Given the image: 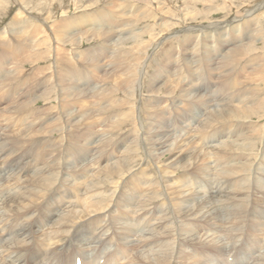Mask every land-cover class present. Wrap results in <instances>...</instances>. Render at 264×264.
Returning <instances> with one entry per match:
<instances>
[{
    "label": "bare ground",
    "instance_id": "1",
    "mask_svg": "<svg viewBox=\"0 0 264 264\" xmlns=\"http://www.w3.org/2000/svg\"><path fill=\"white\" fill-rule=\"evenodd\" d=\"M83 1L72 0L79 16L67 25V20L59 21L53 12L54 4L63 7L64 0H0L2 17L11 4L18 10L11 21L12 30L6 27L0 32V165L5 164L0 172L9 170L6 178L0 173V210L6 208L1 211L18 217L14 222L5 218L0 225V248H7L0 251V264H213L210 262L215 259L209 258L224 256L229 248L218 243L212 232L220 229L219 217L226 216L227 232L235 233L231 238L251 231L263 244L264 126L260 136H251L241 130V124L262 112L264 66L260 74L253 69L237 74L232 65L254 52L264 53V46L257 47L259 42L264 44V3L238 27L234 25L227 48L209 35L219 51L205 55L199 41L189 38L167 53L146 81L151 59L144 54L150 44L141 47L138 42L145 35L152 42L159 30L169 32L173 14L160 20L157 3L146 5L148 8L138 4L136 9L126 3L115 11L116 1L100 23L101 9H92L95 1L88 0L85 6ZM186 11L185 6L181 12L184 18ZM62 12L65 15L68 11ZM224 24L219 28L227 32ZM104 25L102 33H95ZM245 32L248 38L254 37L252 43L236 39ZM208 38L206 42L203 39L204 45L210 44ZM94 40H101L104 47L78 49ZM181 60L184 65L192 62L191 88L179 79L185 72ZM170 63L178 67L172 80ZM123 75L136 77L146 96L140 98L132 80L124 89ZM200 75L208 80L205 86L199 82ZM248 80L256 86L246 88ZM210 86H214L213 92ZM155 97H160L157 101L163 105L151 103ZM241 98L250 105L234 107ZM215 104V110L199 123ZM177 115L179 125H183L179 131L182 137L172 140L167 123ZM127 118H132L133 128H126ZM235 122V132L219 129ZM197 123L198 131L193 132ZM122 134L126 136L120 146L121 160L101 168V163L112 159L103 154L93 164L85 163L99 150L105 152L110 146L115 150ZM36 142L53 143L47 159L35 168L25 170L22 165L13 169L7 158L17 149L26 155L30 151L27 144ZM259 144L260 157L254 156L256 162L250 165ZM139 145L146 146L154 163L134 167L133 154L138 157ZM200 145L204 150L192 153ZM245 153L249 157L237 161V156ZM49 155L54 156L51 162ZM166 155V161L160 162ZM196 163L205 175L213 174L214 185H220L202 200L199 187V197L187 193L192 184L186 173H191ZM177 172H183L187 181L177 182ZM69 176L79 177L69 182L75 185L72 189L64 183ZM224 183L232 185L222 198ZM194 198L197 204L189 201ZM186 202L194 205L184 206ZM41 206L42 213L36 211ZM47 240L53 243L38 242ZM259 252L256 249L247 257L257 256L259 263H245L243 259L217 264H264V253L256 255Z\"/></svg>",
    "mask_w": 264,
    "mask_h": 264
},
{
    "label": "rangeland",
    "instance_id": "2",
    "mask_svg": "<svg viewBox=\"0 0 264 264\" xmlns=\"http://www.w3.org/2000/svg\"><path fill=\"white\" fill-rule=\"evenodd\" d=\"M84 1H83V3L81 2V5L83 4V6H85L86 4H88V2H87L88 0H84ZM93 1H95V4L94 5H96V6H94L92 9H98V8L101 9V11L99 12V20H98L100 23H102V21L100 19L106 13H108V11L111 10L109 8V6L112 5L113 3H115L116 1L118 3L116 5V10L115 11H117L119 9V7H121V5L122 6H124V4L126 5V3L129 4L130 5V8H132V9H136V7L139 6L138 4H140L141 6H143L145 4L144 7L146 5L147 6L149 5L148 7H150L151 5H153V3H157V7L160 6V8H159V14L157 15L160 20L163 19V18H165L164 16H166V14L168 15V17L170 15L172 16V14H173V16L171 17L172 18V21L170 22L171 23L170 24L171 27L168 29L169 32H166V31L163 32V31H160L159 30L158 33H157V37L160 34V36L158 37L159 40L156 37L157 40L155 39L152 42H150V40H148L150 38L147 35H145L138 42V43H140L141 47L145 43L147 44L149 42V44H150L149 49L146 50V53L144 54V55L149 56V58L151 59V60H149L150 62L149 61L147 62L149 68H148L147 73L145 75V80L146 81H148L150 79V77L153 74V72L156 69V67H158L159 64L163 63V61L166 59L165 57H166L167 53L171 52L172 50H175V48L181 47L182 44L184 42H186L189 38H191V39H195L196 38L197 42L199 41L198 42V46L199 47H202L201 49L205 53V55L209 54L211 51H219V49L216 47L217 46V43L216 42L214 43V40H212L210 37L208 38L209 35L211 37H213V38H216V39L220 40V42H221L220 43V46L225 45L226 48H227L228 46L226 44H229L228 42L230 41L229 38H228V36L230 37L229 32L231 31L232 33H234V28H233L234 25L237 26V24H239V23L242 24L246 18L248 19V17H251V14H254L255 13L252 10H254L256 7H259L261 5V3H264V0H153V2H152V0H92L91 3H93ZM186 1L189 2L187 5L185 4ZM12 4L13 5H16L15 3H13V1H12ZM12 4L9 5V7H7L6 10L4 9L3 12H4V14H6L4 17H2L3 14L0 15V32L2 30H4L6 27H9L12 30V28H11L12 27L11 26V21L15 17V14L18 12L17 8L14 9L13 8L14 6ZM54 5H56V6H55V9H54L53 12L56 13V15L59 18V21L67 20V22H68L67 25L71 24L73 22V20L76 19L79 16V15H77V10H76V8L74 6V3H72V0H64L63 7H58L57 4H54ZM133 6H135V8ZM147 6H146V8H148ZM185 6L187 8L186 13H188V16L186 18H184L183 13H181L182 12V8H184ZM10 8H13V9H10ZM161 8H162V10H160ZM8 9H9V11H8ZM63 9H65L66 12L68 11L65 15H63V12H62ZM180 9H181V11H180ZM160 11H161V13H160ZM34 13L37 14L35 11H34ZM168 13H170V14H168ZM193 13H195V14L193 15ZM191 15L193 16L192 18L190 17ZM37 16H40V15L37 14ZM64 16H67V17L65 18ZM44 19H45V17H44ZM142 21H145V19H143ZM174 21L177 22V23H175ZM181 21H183L182 24H181ZM188 22H190V23L188 24ZM263 22H264V19H263ZM139 23H141V22H139ZM147 23H149V22H147ZM157 23H159V22H157ZM174 23H175V25H174ZM222 23H225L224 26L227 28V30H228L227 32L225 30L219 28ZM179 24L181 26H179ZM176 26H178V27H176ZM104 27H105V25L103 27H99L98 30L95 33H102L103 32L102 29ZM173 27L175 29H173ZM162 30H164V29H162ZM140 31H143V29H140ZM162 32H163V35L164 36L161 35ZM263 32H264V27H263ZM179 34H181V35H179ZM248 34L249 33H246L245 32L241 36H238L237 35L236 36V39H243L248 44L249 43H252L254 37L252 36V38H248ZM166 35H167V37H165ZM170 36H171V38H170ZM205 38L210 39L209 40L210 41V44L207 43V44L204 45V43H202L203 42V39L206 42V39ZM167 40H168V42H167ZM171 41H173V42H171ZM211 41H213V43ZM235 42H236V44L239 43V41H235ZM100 43H101V40H94L91 43L85 42L84 44H82L84 46H81L78 49H85L86 50V49H88L90 47H94V45H96L97 46V49L99 50V49H102L104 47V45H101ZM164 44H165V46H164ZM258 46H262L263 47L264 44L259 42L258 45H257V47ZM168 48L170 50H167ZM226 48H224V49H226ZM66 49H72V48L67 47ZM217 55L213 56L211 58V61H213L214 59H216L215 57H217ZM180 62H181V65H182L183 69L185 70V72L183 73V75L179 79H180V81L187 82V84L185 85V87L191 88V85L193 83L191 81H189V80H192L193 79V75H194L193 74L192 62L187 61V63H188L187 65H184L183 60H181ZM175 63L176 62H174L173 64H175ZM171 66L172 65L170 63L169 64V67H171ZM263 66H264V53H256V52H254L253 54L249 55V57L247 59H244L243 62H241L239 64H236V65H232V70H234L237 74H243V73H248L250 70L253 69V71H257L260 74V68H262ZM189 68H190V70H188ZM112 69L109 70V71H107V72H103V73L104 74H107L109 72H112ZM174 70L177 72L178 67L177 66L176 67H173L172 66V69L170 70L171 71V78H170L171 80L174 78L173 77V74L176 75V72ZM203 72H205V71H203ZM117 75H119V74H117ZM123 76L125 77V81L122 82V85H123V88L124 89L126 87V84H127L128 80H132V81H135L136 82L137 93L140 95V98L142 99L143 97L146 96V94L143 91V89H141L142 87H141L140 83L138 82V80L136 79V77L129 78V77H126L125 75H123ZM225 76L226 77H230L227 72L225 73ZM200 77H202V78H200ZM200 77H199V82H200L201 86H205V81L208 83V80L205 79V76L203 78V76L200 75ZM251 77H253V76L251 75ZM239 79H241V78H239ZM100 83L102 84L101 80H100ZM259 85H262V84H259ZM244 86L246 88H251L253 86H256V84H253L251 80H248V81L245 82ZM263 86H264V83H263ZM213 90H214V86H210V91L213 92ZM141 94H143V96H141ZM208 96L209 97H212L211 94H208ZM159 98L160 97L151 98V103H157L158 105H163V104H160L157 101ZM239 104H241V105H239ZM216 105L217 104H215V106H213L209 110H207V114H205V117H202L201 119H199L200 120L199 123H201V124H202V122L204 123V121L206 119V116L212 110H215ZM233 105H234V107L236 106V107L245 108V106H248L250 104L247 103L245 99L243 100L241 98V99H237V101L235 103H233ZM142 107L144 108V103H142ZM255 112H256V110H255ZM142 116L145 117V113H143ZM180 123H181V121H180V118H178V115L174 118V121L173 120L172 121L168 120L167 125H168L169 131L171 132V134H169V135L171 136L170 138L172 140H174V139H180L182 137V135L179 133V131L182 128L183 125L180 126L179 125ZM126 124H127V127H126L127 129L133 128L132 127V125H133L132 118H127L126 119ZM234 124L236 125V122L233 123V124H227V127L225 126L224 128H222V129L219 128V129L224 132V131H228V128H229L230 129V132L229 133H231V131L235 132L236 128H235V125ZM263 126H264V104L262 106V112L260 111V115H255L252 118H247L246 120H242L241 130L244 133H247V134H249L251 136L253 134L260 136L262 134V131H263ZM220 127H222V126H220ZM39 128H42V127H39ZM195 128H194L193 132L195 130H196V132L198 131L197 130L199 128L198 123L196 124ZM175 131H176V134H173ZM172 135H173V137H172ZM191 135H192V133H191ZM124 137H123V134L119 137L118 143L114 146L116 148L115 150L113 149L112 146H110V148L108 150H106L105 152H103L102 150L101 151L99 150L96 155H93V156L91 155L92 157L87 162H85V163H89V164L91 162L94 163L95 162V159H96V161H98V158L101 155H103V154L111 155V158L112 159H110L109 161L107 160L104 163H101L100 164V167L101 168L104 167V166L112 165L113 162L121 160L123 158V150L120 148V146L124 142ZM184 137H186V136L184 135ZM38 142H36L34 145L27 144L30 151L26 155L23 154V151H20V149H17L15 151L16 154L14 153L13 156L8 157L7 158V161L13 163L11 167L13 169H15L18 166L25 165L26 166L25 167V170H26V169H29V168H35L36 166H38L41 163V160L42 159L43 160L44 159H47L45 157L46 156V153H47L48 150H49L48 152H50L52 150L53 143L52 142L51 143L50 142H40L41 143L40 144ZM42 143H43V145H42ZM201 143H204L205 144L204 141H202ZM35 145H36V147H35ZM49 146H50V149H49ZM32 147H33V149H32ZM257 147H258L257 148L258 150L257 149L254 150V152H253L254 155L251 157V162L249 163L250 165H252L253 162L254 163L256 162V160L254 159L255 158L254 156L258 155V157H260L261 150H262V145L259 144ZM203 148H204L203 145L197 146V147L194 148V150H193L192 153H194V151H203L204 150ZM136 150H137V156L138 157L134 156L135 154L132 153L133 154V159H136L135 160L136 163L134 164V165H136V166H134L135 168H140L142 166H145L146 164L154 163V161L152 160V158L149 156L150 152L147 150L146 146L139 145L138 148L136 147ZM109 153H111V154H109ZM246 157H249L247 155V153H245L243 155H239V156H237V161L242 160V159H244ZM3 158H5V157H3ZM167 158H168V155H166L165 157L161 158V161L160 162L166 161ZM53 159H54V156H50L49 155L48 161L51 162V160H53ZM148 162H150V163H148ZM93 163H91V164H93ZM211 164L212 163H211V159H210V165ZM1 166H5V164L0 165V169H2ZM79 166L80 165L76 166V168H79ZM191 170H192L191 173H186V175L188 177H186V175L183 172L182 173L181 172H177V175H175L176 176L175 179H177L176 180L177 182L180 181V183H182V181H184V180L187 181V179H188L189 182H191L190 183V184H192V185H190V188L191 189L189 190V192H187L189 195H194V196L197 197L198 194L196 192H197L198 189H200L201 190V192H200L201 195H199L200 197L199 196L198 197H199L200 200H202V199H205L206 195H208V198H209V194H207L208 192L211 195V192L212 191L216 192L218 190V188L220 187V185H218V183H216L214 185L213 182H215V179H214L213 174L210 177H209L208 174H206V175L204 174L203 167L200 164H197L196 163L195 168L194 169L191 168L190 171ZM8 171L9 170H6L5 169L4 172H0V173L3 174V177L5 176V178H6V176L8 175V173H7ZM202 172H203V174H202ZM212 172H213V170H212ZM183 174L185 175V177L187 179L184 177ZM193 174H195L194 177L192 176ZM190 175H191V177H190ZM78 178L77 177H74L73 178V177L69 176L66 179L67 181H65L64 183H66V185L69 186L72 189L73 186H75V185H73L72 183H69V182H71L72 180H75V179L77 180ZM211 180H212V182H211ZM212 183H213V185H212ZM206 185H208V186L206 187ZM230 185H232V183ZM230 185H228L226 183L224 185V187L221 186V190L223 192H220V195L221 196H219V197L224 198L225 191H228L231 188ZM77 186H79V185H77ZM211 186H213V187H211ZM192 187H195V188H192ZM205 192H206V194H205ZM217 194H213V195H215V197L216 196L218 197ZM257 197H260V194H258ZM216 198L212 199V201L213 202H216V200H217ZM189 201H193L196 204L198 202L196 198L190 199ZM193 202H186V204H183V205L184 206H186L187 204H193L194 205ZM0 203H1V200H0ZM215 205H217V204H215ZM41 208H43V206L39 207L37 210H36V208H34L33 210H36V211H39L40 210V212L42 213L43 212V209H41ZM4 209H6V208H4ZM4 209H1V210H4ZM1 210H0V219H1L0 220V225H1V223H4V219L5 218H7V220H9L10 222H14L15 220H13V219H16V220L18 219L17 216L13 215L14 214L13 212H10L9 211L10 213H6L4 211L2 212ZM32 212H34V211H32ZM45 212L47 213V209H46ZM58 217H59V215H58ZM226 217H219V227H220V229L218 228L219 229V230H217L218 232L217 231H213L210 228L209 229L212 230V232L216 233L215 235H217V236L215 238L217 239V242L219 241L218 243H222L223 245H226L227 244V247L229 246V248L226 251L227 254H225L224 256L223 255L219 256V255L214 254V256L211 257V258H209V259L214 258L215 260L211 261L210 263H213V264L226 263V262L227 263H237V262L239 263V261H242L243 259L246 260V261L243 260L245 263L258 262L259 260H257V256H255L254 259L253 258H247V257L251 254V252H253L256 249H258V251H260L256 255H260V256L263 255V253H264V243L262 244V238H260L254 232H251V231H245V233L242 236H236V237L233 236V238H231V236L232 235H235V233L234 232H229L230 233L229 234L227 232L228 230H226V227L229 225L228 224L229 221H228V219H226ZM225 224H226V226H225ZM48 227L51 228V225L48 226ZM189 227H192V225L189 224ZM49 228H46V230H48ZM224 231H225V233H224ZM228 234L230 236H228ZM178 235H180V232L179 231H178ZM38 242H42L44 244H51V243H53V241H49V240H47L45 242H43V241H38ZM260 246H261V249H263V250H260ZM184 248L187 249V247H184ZM6 250H7L6 246H3V247L0 248V251L1 252H5ZM197 258H200V257L197 256Z\"/></svg>",
    "mask_w": 264,
    "mask_h": 264
}]
</instances>
